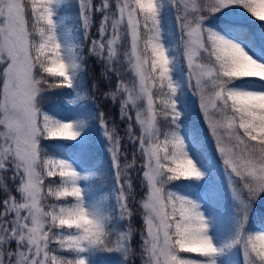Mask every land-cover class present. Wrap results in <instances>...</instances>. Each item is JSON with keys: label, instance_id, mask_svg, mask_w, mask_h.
<instances>
[{"label": "snow or ice", "instance_id": "1", "mask_svg": "<svg viewBox=\"0 0 264 264\" xmlns=\"http://www.w3.org/2000/svg\"><path fill=\"white\" fill-rule=\"evenodd\" d=\"M0 264H264V0H0Z\"/></svg>", "mask_w": 264, "mask_h": 264}, {"label": "trees", "instance_id": "2", "mask_svg": "<svg viewBox=\"0 0 264 264\" xmlns=\"http://www.w3.org/2000/svg\"><path fill=\"white\" fill-rule=\"evenodd\" d=\"M112 115L114 116V115H115V113H112Z\"/></svg>", "mask_w": 264, "mask_h": 264}]
</instances>
